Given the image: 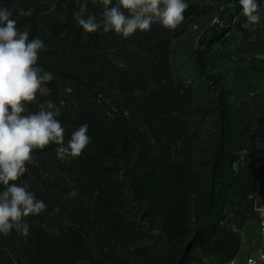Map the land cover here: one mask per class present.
<instances>
[{
  "label": "rangeland",
  "instance_id": "374dc122",
  "mask_svg": "<svg viewBox=\"0 0 264 264\" xmlns=\"http://www.w3.org/2000/svg\"><path fill=\"white\" fill-rule=\"evenodd\" d=\"M231 1L186 0L175 30L153 23L150 31L124 39L89 34L77 24L73 13L85 2L99 19L102 6L92 0H0L29 40L36 21L71 23L83 32V43L69 29L38 34L45 44L38 66L53 80L45 85L50 93L38 94L29 111L49 101L59 107L65 139L83 123L95 134L113 129L115 113L125 115L139 155L130 162L132 173H151L143 200V192L133 193V176L124 180L126 169L110 184L57 157L36 159L46 209H96L95 190L110 184L120 198L115 209H126L139 228L117 240L114 251L102 248L81 264H245L257 251V209L264 208V8L252 25ZM224 104L232 120L226 143ZM224 145L229 156L216 184ZM118 166L124 167L122 159Z\"/></svg>",
  "mask_w": 264,
  "mask_h": 264
},
{
  "label": "clouds",
  "instance_id": "9594fccd",
  "mask_svg": "<svg viewBox=\"0 0 264 264\" xmlns=\"http://www.w3.org/2000/svg\"><path fill=\"white\" fill-rule=\"evenodd\" d=\"M102 6L99 19L81 3L73 18L84 32L115 33L124 39L137 30L150 31L153 23L167 30H175L184 20L188 8L186 0H92ZM241 14L248 24L260 22L259 0H239ZM18 15H25L23 9ZM13 12L0 7V234L12 231L27 236L30 225L26 217L36 216L47 205L38 199L27 184L17 183L34 163L33 152L55 145L61 162L81 156L91 143L89 124L83 123L65 142V127L58 117L60 108L52 102L42 103L35 112L28 105L38 94H48L45 85L53 74L38 66L40 52L45 49L39 37L29 40V33L17 28ZM76 195L75 191L69 194ZM264 260V255H261ZM249 264H255L249 261Z\"/></svg>",
  "mask_w": 264,
  "mask_h": 264
},
{
  "label": "trees",
  "instance_id": "16d2710c",
  "mask_svg": "<svg viewBox=\"0 0 264 264\" xmlns=\"http://www.w3.org/2000/svg\"><path fill=\"white\" fill-rule=\"evenodd\" d=\"M230 4L237 5L239 0H232ZM67 29L76 32L74 37L76 43L84 42L83 32L76 30L71 23L50 25L47 22L41 24L36 21L30 37H37L40 32H44V34L48 32L61 33ZM206 47L205 45L200 51V56L204 54ZM216 88L221 91L218 86ZM227 107L228 105L224 104L222 112L221 137L225 143L232 125L231 117L225 110ZM111 121L116 127L110 130L102 129L97 134L88 132L91 143L80 157L70 159L66 163L76 164L84 170L86 175L95 174L101 183L110 180V184L113 183V177L119 174L121 168L126 169L127 173L123 174L124 180L125 176L132 175L133 193L138 196L143 192L144 200L150 189L145 185V181H150L149 174L151 173H141L140 175L132 173L130 162L136 155L126 127L128 123L126 116L115 113ZM67 140L65 139V142ZM55 147V145H51L42 151L35 150L33 152L34 163L28 165V172L17 181L20 184H27L29 190L34 192L36 197L43 200L45 204L48 200L47 190L43 184L37 182V179L42 180L44 175L41 174L40 167L36 165V159L42 158L44 155L56 158ZM227 152V146L224 145L223 153L213 173L216 184L220 180L219 171L224 163V158L229 156ZM137 156L139 157V155ZM137 156L136 159L139 161ZM120 159L123 160L124 167L119 168ZM136 166H139L138 163ZM34 178L36 179L33 180ZM143 182L144 184H142ZM109 185L103 189L95 190L96 209H46L39 215L25 218L30 225L27 236L20 235L15 231H12L8 236L0 234V264H81L89 262L93 255L100 252L102 248L114 251L117 240L123 241L127 231L135 229L134 233H136L139 228L128 221L126 209H115L116 201L120 198L112 194L113 187L109 189ZM0 190H2V186H0ZM64 216H67V219L62 223ZM208 223L209 219L205 226Z\"/></svg>",
  "mask_w": 264,
  "mask_h": 264
},
{
  "label": "built area",
  "instance_id": "2783aa9c",
  "mask_svg": "<svg viewBox=\"0 0 264 264\" xmlns=\"http://www.w3.org/2000/svg\"><path fill=\"white\" fill-rule=\"evenodd\" d=\"M262 7L264 8V0H259ZM260 214V241L259 246L257 248V251L253 254H250L245 264H249V261H254L255 264H264V260H261V255H264V208L263 209H257Z\"/></svg>",
  "mask_w": 264,
  "mask_h": 264
}]
</instances>
